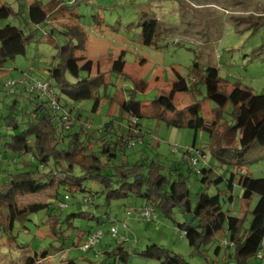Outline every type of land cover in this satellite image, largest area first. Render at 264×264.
<instances>
[{"label":"rangeland","instance_id":"374dc122","mask_svg":"<svg viewBox=\"0 0 264 264\" xmlns=\"http://www.w3.org/2000/svg\"><path fill=\"white\" fill-rule=\"evenodd\" d=\"M7 4L12 12L7 17H0V40L10 37L9 50L14 54L4 67L0 68V112L6 115L7 104L14 99L23 108H30L32 97L38 101L36 93L28 94L23 80L46 79L47 70L43 59L48 55L53 42H77L68 27L76 25L86 33L85 45L76 49V55H85L98 64V70L107 73V88H100L95 97H83L77 101L68 100L66 108L73 113L79 112L81 120L86 122L90 132L102 123L120 120V106L133 93V79L143 78L148 82L145 93L136 92V97L143 103V116L139 119L143 137L133 140L118 152L114 161L133 162L141 156L160 159L165 168L175 164L185 176L191 193L202 190L197 176L188 174L190 160L183 156L182 150L195 143V149L205 151L207 164H213L219 173L228 176L235 170L232 164H221L210 152L211 138L202 131L186 127L169 125L166 120L150 117L152 100L160 93H166L171 99L168 114L194 101L201 102V115L210 121L213 117L214 102L205 99L204 87L193 84L197 73L193 69L195 62L201 72L208 67L216 68L221 80V87L229 91L235 80L251 88L255 93H264V0H0ZM39 5L45 11L46 21L36 22L35 8ZM178 38L179 43H169V39ZM121 50L126 61L125 73L128 78L109 73L111 62ZM72 73H77L78 64L69 63ZM93 69V73L95 72ZM176 75H182L189 84V90L174 91L171 82ZM71 74L69 77L71 78ZM20 81L15 94H9L7 82ZM61 112V111H60ZM0 113V114H1ZM72 120V119H71ZM5 125V119L0 118ZM2 129V128H0ZM260 138H264V124L260 127ZM174 144L178 153L174 155L168 143ZM10 153L0 155V159L10 157ZM103 162L105 157L101 156ZM2 167H5L4 160ZM246 172L257 180L258 188L251 199L241 197L242 189L235 185L233 199L221 198V213L240 217L243 226H249L253 209L258 198L264 192V159L255 161L246 167ZM97 187V186H94ZM210 194H215L211 187ZM25 196L22 200L29 204H48V209L60 213L53 197L47 192ZM59 197H63L60 189ZM83 194H77L69 200V207L62 211L66 216L77 209L92 211L94 208L79 203ZM103 197H98L101 204L99 212H104ZM77 203L79 205H77ZM143 201L139 197L113 200L109 212V222L102 224L106 231L94 258L92 252L85 253L80 246L87 233L94 230L96 220L73 218L72 225L60 224V235L43 225L47 218V207L30 212L29 219L20 223L13 219L12 230L5 233L0 230V264H160L154 258H147L136 250H144L148 244L169 248L179 253L190 264H237L229 259L231 249L225 240L203 239L198 245L193 235L181 236L185 214L175 208L174 219L161 210L151 207V219H137L126 215V209L139 210ZM95 211V210H94ZM18 212L15 205L13 216ZM197 219H194L196 221ZM117 225V237L109 233L110 227ZM226 230V223L222 224ZM124 242H121L124 238ZM63 242V248L60 245ZM121 243L124 250L132 251L127 259L121 258V250L116 246ZM220 245L218 251L216 246ZM110 251L105 257L103 249ZM44 250L51 255L42 257ZM251 252V248L247 250ZM262 258L250 256L245 264H264V248L260 250ZM37 255H36V254ZM39 260H35V258Z\"/></svg>","mask_w":264,"mask_h":264},{"label":"trees","instance_id":"16d2710c","mask_svg":"<svg viewBox=\"0 0 264 264\" xmlns=\"http://www.w3.org/2000/svg\"><path fill=\"white\" fill-rule=\"evenodd\" d=\"M11 12L9 5H0V17H7ZM44 15L45 11L37 5L36 22L46 21ZM68 28L77 37V42H53L50 53L43 57L47 70L46 80H50L60 97V108H53L38 96V101L28 97L30 108L21 107L18 100L14 99L7 104L6 115L3 116L0 112V118L5 119V125L0 124V155H11L0 159V230L9 233L13 219L24 224L29 219L30 212L48 206L46 203L29 204L22 200L38 190L42 196L43 192H47L53 197L57 205L55 208L59 207L60 201L65 200V196H69L71 200L81 193L83 196L79 203L95 210L77 209L63 216L62 211L66 208L56 213L47 207V218L43 225L49 226L56 235H60L62 231L60 224L71 226L72 219L77 217L96 220V228L103 227L102 224L110 220L108 209L113 200L135 196L142 199V207L157 208L172 219L175 208H179L186 216L185 221L179 223L182 231L185 234L190 232L196 245L203 239L225 240L228 236L229 242L226 241V245L231 249L228 253L230 260L245 264L248 257L256 256L264 248V195L258 198L251 210L252 218L247 227L243 226L240 217L220 214V200L222 196H228L231 201L235 185L241 187L243 199H251L253 196L256 179L246 172V167L264 159V138H260V127L264 124V93L253 92L251 88L242 85L240 80H235L231 89L225 91L221 87L216 68L208 67L200 72L198 63L195 62L193 69L197 76L193 79V84L195 88L197 84H201L205 99L215 104L210 121L201 115L200 101L175 109L169 115L171 99L166 93H160L152 100L151 118L166 120L169 125L190 128L195 132H206L212 140V157L221 164L235 166V170L225 176L213 164L200 162L194 167L190 162L188 174L193 172L202 186L201 191L192 194L187 185L188 176L175 164L166 169L160 159L147 156H141L133 162L114 161L118 152L128 146L131 140L142 141L144 133L139 119L144 115L143 103L136 97V92H146L148 82L145 79H133V93L120 106L119 115H124L120 120L112 118L91 132L84 127L86 122L81 120L78 111L73 113L66 108L68 100L95 97L100 88L106 89L108 85L107 73L99 71L96 62L83 54L75 53L76 49L85 45V31L76 25ZM10 42V37L0 40V68L14 56L9 50ZM124 54V50H121L112 60L109 73L128 78L124 71ZM71 62L78 64L77 73L71 72ZM94 68L96 70L93 73ZM69 74L72 75L71 78ZM171 88L184 92L189 90V84L184 76L176 75ZM24 90L26 91V86ZM15 91L9 94H15ZM60 111L68 114V127L63 124ZM191 147L195 149L194 142ZM187 148L182 150V154L190 160L192 154ZM201 152L206 154L203 149ZM101 156L105 157V162ZM3 160L5 167H2ZM213 186L216 193L210 194L208 190ZM60 189L63 190V199L59 197ZM85 197L89 198L86 202L83 200ZM98 197H103L102 205L105 208L100 214H97L101 205L97 203ZM15 205L18 212L13 216L12 208ZM69 205L68 202L67 207ZM224 222L225 231L222 228ZM124 241L125 239L121 240ZM61 243L60 249L64 245ZM248 243L254 245L251 252H245ZM116 249L121 250L123 259H127L132 253L124 250L121 243ZM219 249L220 245H217L215 250ZM134 252L154 258L160 264H190L179 253L154 244H148L144 250ZM102 253L105 257L110 256L107 248ZM48 255H51L48 250L41 254L43 258ZM35 260L39 259L36 257ZM74 263L73 260L68 262Z\"/></svg>","mask_w":264,"mask_h":264},{"label":"built area","instance_id":"2783aa9c","mask_svg":"<svg viewBox=\"0 0 264 264\" xmlns=\"http://www.w3.org/2000/svg\"><path fill=\"white\" fill-rule=\"evenodd\" d=\"M168 42L173 43V44H178L179 39L176 37L173 39H169ZM20 83H22V82L16 81V80L8 81L7 86L9 87V93H13L15 91L16 86ZM23 83L25 84L26 91L28 93L39 94L38 95L39 98L45 99L53 108H56V109L60 108V105H59L60 97L58 96L55 88L52 86L50 80L32 79L30 81H27L26 79H24ZM61 113L63 115V118H62L63 124L66 127H68L69 123H70L68 114L66 113V111H61ZM134 121H135V119L133 118V122ZM133 144H134L133 140H131L128 143V145H130V146H132ZM168 145L171 148L172 153L174 155L177 154V152H178L177 147L174 144H172L171 142H169ZM187 150L192 154L190 161L194 167H197V165L200 162H204V163L206 162L205 154H203L200 150L194 149L192 147H188ZM68 200H69V196H65V200H62L58 203L59 208L60 209L67 208ZM83 200H84V202H86L89 200V198L85 197ZM151 214H152V212H151V208L149 206H143L139 210L128 209L126 211V215H133L135 218L144 219V220H150ZM118 232H119V227L117 225H112L110 227L109 233L112 237H117ZM105 233H106V231L104 230L103 227H98L94 231L87 234L83 240V243L80 246L81 250L85 253L92 252L94 258L99 257L98 249H99V246L101 244V240L105 236ZM184 235H185V232L182 231L181 236H184ZM124 239L126 240L127 238L125 237ZM224 244H227V242H224ZM229 245L231 246L232 243H229ZM256 256L261 258L262 253L257 252Z\"/></svg>","mask_w":264,"mask_h":264},{"label":"crops","instance_id":"0c3cea01","mask_svg":"<svg viewBox=\"0 0 264 264\" xmlns=\"http://www.w3.org/2000/svg\"><path fill=\"white\" fill-rule=\"evenodd\" d=\"M258 185H257V180H256V184L254 186V192L257 190ZM262 194L264 195V192H262ZM254 245L252 243H248L245 252H248L247 250H249V248H252Z\"/></svg>","mask_w":264,"mask_h":264}]
</instances>
